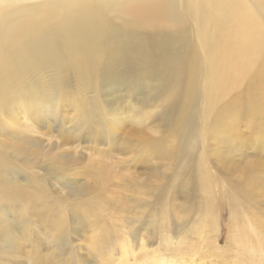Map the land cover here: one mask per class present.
Returning <instances> with one entry per match:
<instances>
[{"label": "bare ground", "instance_id": "1", "mask_svg": "<svg viewBox=\"0 0 264 264\" xmlns=\"http://www.w3.org/2000/svg\"><path fill=\"white\" fill-rule=\"evenodd\" d=\"M153 84L176 97L170 104V112L177 114L173 143L126 151L136 153L144 171L155 173L141 184L126 185L135 194L127 200L142 213L155 209L137 196L153 197L163 171L179 168L177 180L199 181L208 197L204 209L211 224L215 212L228 208L236 228L228 241L239 250L235 264H264V0H0V116L9 118L10 126L29 128L21 119L32 115L55 123L59 114L66 124L74 122L67 118L74 113L72 132L87 129L101 136L116 126L106 122L99 101L102 90L107 88L114 96L136 87L143 93ZM201 103L202 126L197 118ZM2 119L0 134H7ZM241 125L251 130L249 137L238 129ZM65 133L68 140L63 143H74L76 137ZM14 138L16 144L0 143V264L14 262L28 244L19 238L13 211H23L27 227L29 206L49 198L41 182L32 181L26 188L18 185L20 175L48 160L36 167L54 174L55 180L62 177L60 184L74 196L84 197L89 191L87 182L77 184L71 176L68 183L64 178L72 160L46 152L23 135ZM130 146L124 145L121 152ZM235 154L248 157L238 164L232 160ZM167 160L175 166L163 168ZM153 161L158 169L150 167ZM213 162L228 177L225 190L212 172ZM84 173L109 195L110 204L123 202L112 190L121 180L114 165L90 160ZM55 205L59 229L65 226L68 209L62 201ZM100 207L91 204L84 210L80 203L72 209L74 223ZM158 222L157 216L149 219L150 225ZM102 235L103 230L95 239L100 248ZM62 236L55 241L53 255L61 256L69 244L68 231ZM156 259L168 260L159 256L151 263L157 264ZM31 261L32 257L28 264Z\"/></svg>", "mask_w": 264, "mask_h": 264}, {"label": "rangeland", "instance_id": "2", "mask_svg": "<svg viewBox=\"0 0 264 264\" xmlns=\"http://www.w3.org/2000/svg\"><path fill=\"white\" fill-rule=\"evenodd\" d=\"M157 86L158 84H153L143 93L132 87L130 92L125 90L114 96L110 94L111 90L104 88L99 96L100 105L104 108L106 122L116 123V126L113 131L101 136L95 132L89 134L87 129L81 130L80 133L72 132L74 122H77L74 113L67 117L74 122L66 124L62 120V114L56 115L55 123L38 115L22 118L21 122L29 128L10 126L9 118L2 119V115L0 116V122L2 119V124L10 133L0 134V143L4 141L16 144L14 137L23 135L26 140L43 145L46 152L51 150L55 156L72 160V166L68 168V175L64 178L68 183L72 179L71 176L77 178V184L87 182L89 190L84 197L72 195L69 188L60 184L62 177L55 180L54 174H47L43 168L36 167L49 163L48 160L31 166V172L25 171V175H20L16 180L18 185L26 188L28 183L33 185L32 181L41 182L49 198L45 203L29 206L31 222L27 227L23 226V211H13L12 215L19 221V238H23L21 242L27 240L28 244H23V249L18 251L11 264H28L31 257L29 264L47 260L52 264H153L151 260L159 256H165L168 260L156 259L157 264H235L239 250L234 241H228L236 234L228 208L224 207V212H215V223L211 224L204 209L208 204L207 195L198 180H193L191 184L182 179L177 180L179 168L173 167L167 172L163 171L160 175L161 181L157 184L158 190L153 197L137 196V199L146 198L153 203L155 209H146L147 211L142 213L143 211H137L134 204L127 200L135 194L126 188V185L141 184L147 178L155 176V173L152 170L144 171L145 166L138 160L136 153L126 151L142 145L156 147L171 146L173 143L177 114L170 112V104L176 97L171 95V91H160ZM203 114L204 104L201 103L197 116L200 126L203 125ZM32 119L38 123L33 124ZM244 126L241 125L238 129L244 136L249 137L251 130ZM65 132H71L70 136L76 137L72 139L74 143H63V140H68L63 137ZM200 132L201 129H198L197 133ZM124 145L131 146L121 152ZM97 151L99 154L101 151V155H98ZM105 152L106 156L103 158L102 153ZM249 154L252 155L253 152L249 151ZM247 157L248 155L242 159L235 154L232 160L242 164ZM90 160L106 161L116 167L121 180L115 181L112 190L116 196L124 198L123 202L110 204L109 195H104L95 185L94 179L87 177L84 168ZM167 164L175 166L176 163L163 161V168ZM149 165L155 169L159 166L155 161L149 162ZM215 167L214 162L211 163L212 172L222 180V190H225V180H228V177ZM262 175L264 179V173ZM187 187H190V190H187ZM57 201L65 203L68 209L64 216L65 226H60V231L57 224L59 213L55 205ZM83 202L84 210L97 203L101 204L100 210L87 214L86 217L82 215V218L74 215L75 218H81L75 224L72 209ZM262 208L264 209V206ZM35 209L38 210L32 214L31 211ZM153 216L158 217L157 225L149 224V219ZM101 230L106 233L100 236L104 240L102 248L96 246L95 240ZM67 231L70 234L69 244L64 245L61 256L53 255L56 239L63 238L62 235Z\"/></svg>", "mask_w": 264, "mask_h": 264}]
</instances>
